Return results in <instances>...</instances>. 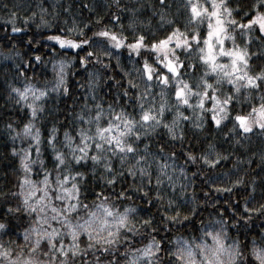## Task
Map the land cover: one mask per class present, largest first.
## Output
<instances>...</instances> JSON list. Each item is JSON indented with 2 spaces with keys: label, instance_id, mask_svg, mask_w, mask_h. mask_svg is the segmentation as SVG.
<instances>
[{
  "label": "snow or ice",
  "instance_id": "snow-or-ice-1",
  "mask_svg": "<svg viewBox=\"0 0 264 264\" xmlns=\"http://www.w3.org/2000/svg\"><path fill=\"white\" fill-rule=\"evenodd\" d=\"M73 6L0 0L13 34L37 19L51 28ZM76 6L89 16L44 39L85 55L53 62L54 83L35 76L41 55L23 59L0 38L17 109L0 118L15 160L0 187V264H264V147L251 146L264 143V0ZM77 57L120 79L89 72L83 103L61 119L48 101L69 95Z\"/></svg>",
  "mask_w": 264,
  "mask_h": 264
},
{
  "label": "trees",
  "instance_id": "trees-1",
  "mask_svg": "<svg viewBox=\"0 0 264 264\" xmlns=\"http://www.w3.org/2000/svg\"><path fill=\"white\" fill-rule=\"evenodd\" d=\"M5 3H15V4H23L25 3V0H4ZM49 3H53V0H48ZM55 2L59 4L67 5V3H73L74 6L72 8V11L69 15H61L56 21L53 22V27L51 28H37L36 24L39 23V20L37 19L35 22L30 23L28 27L26 28L25 32L26 34H20L16 33L13 34L10 31V25L5 23V20L8 19V9H2L0 8V38H5L6 34L8 37H14L15 42L17 43V50L21 52L23 59H28L30 56L33 55H41L44 58V62L41 64H36L34 62L35 67V76L37 80L42 84L44 81L49 82H55V75L56 73L53 71V62L59 61L61 59H67V58H73L76 57V53L79 51L77 49H60L59 45H57L53 41H46L44 38L50 34H53L57 31V28L55 25H59L60 27H71L72 17L75 16L77 18H85L89 16V13L87 11L83 12V15L81 16V9L77 7L76 5L79 4L80 0H55ZM85 2H89V0H85ZM99 4H104L109 2V0H98ZM97 11H100L102 14L104 12V9L97 8ZM47 19H51V17H46ZM155 24V21H154ZM17 26H21L19 23H17ZM35 34V40L41 41V43L37 44L35 41L32 43V45L27 44V39L29 36H32ZM127 34V33H126ZM88 35H91L90 32H88ZM20 41H24V43H20ZM47 45V47L45 46ZM11 45L6 42V39H0V52H5L7 48H10ZM55 48V52H53L51 49ZM118 54L120 56V61L122 66H126L127 68H132L133 65L136 62L135 57L132 58V60H129L128 53L125 50H118L116 53H114V56ZM79 55L83 56L85 55L84 51H79ZM78 57L76 59L72 60V63L69 67L66 68L67 72V80H68V86H69V95L68 96H59L57 97L56 94H52L54 99H49L48 101V107L52 108L53 111H58L61 113L60 118L63 119V113L64 112H70L72 111L73 105H75L77 108L83 103V98L86 93V88H81L79 85L85 84L88 79V73L89 72H99L101 75V78L103 79L105 75L115 74L117 79H120V75L118 74L120 72L119 69L112 68L105 73V70L102 69L99 65L95 64H89L87 68L82 67L78 62ZM16 62H19L17 60ZM113 65H115L116 61L115 58L111 61ZM12 61L11 60H4L2 57H0V118H5L8 115L7 110H10L14 115L11 117L12 119H16L15 113L17 112V109L13 107L11 104H7L4 99L5 95V89L7 87V80H11L12 75L11 72L8 71V69L11 67ZM31 74V73H30ZM51 84H49V87ZM107 88H104L103 91H107ZM101 95L103 92L100 93ZM55 105V107H53ZM24 111L19 112L20 118L24 116ZM191 135V133H190ZM213 135H216L215 133ZM11 141L8 139L5 130L2 127V120H0V187L10 186V181L14 179V177L11 176L12 167L15 164L14 158L10 154V147H11ZM217 143L223 144V138H218ZM253 148L259 150L262 147H264V143L257 140L255 137L252 138V145ZM224 147H228L226 144ZM178 163H182L181 161H178ZM229 167L228 164H225L220 171H227V168ZM255 167V165H253ZM5 173H8L9 175L5 177ZM197 185L200 184V178H197L196 181ZM205 191L207 189H204ZM191 192V189H190ZM196 193L198 198L202 197V192L199 187L196 188ZM209 211H211V208H209L208 211L202 212L203 217H208ZM198 223V220H197ZM260 226V221L257 220L254 225H252L253 230L255 231L257 227ZM191 226H189L190 228ZM181 232L184 234L186 233L185 229H181Z\"/></svg>",
  "mask_w": 264,
  "mask_h": 264
}]
</instances>
